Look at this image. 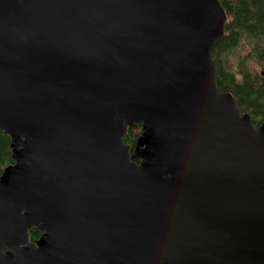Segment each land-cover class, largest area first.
<instances>
[{
    "label": "water",
    "instance_id": "95a60500",
    "mask_svg": "<svg viewBox=\"0 0 264 264\" xmlns=\"http://www.w3.org/2000/svg\"><path fill=\"white\" fill-rule=\"evenodd\" d=\"M226 21L219 0H0V264H264V120L217 88Z\"/></svg>",
    "mask_w": 264,
    "mask_h": 264
},
{
    "label": "trees",
    "instance_id": "16d2710c",
    "mask_svg": "<svg viewBox=\"0 0 264 264\" xmlns=\"http://www.w3.org/2000/svg\"><path fill=\"white\" fill-rule=\"evenodd\" d=\"M227 15L224 36L214 45L211 57L216 64V84L222 92H230L242 113H248L258 128L264 120V0H219ZM246 44V59L261 68L255 72L244 60L238 71L229 69L228 56ZM141 132V125L128 129L123 141L131 149ZM9 138L0 132V165L12 164ZM138 163V160H135ZM39 233H30L31 241Z\"/></svg>",
    "mask_w": 264,
    "mask_h": 264
},
{
    "label": "rangeland",
    "instance_id": "374dc122",
    "mask_svg": "<svg viewBox=\"0 0 264 264\" xmlns=\"http://www.w3.org/2000/svg\"><path fill=\"white\" fill-rule=\"evenodd\" d=\"M248 49V46L243 43L240 49L228 56L230 71H238V64L244 59L247 62V65L250 66L255 72L260 73L262 71L259 66L246 59L245 55L247 54Z\"/></svg>",
    "mask_w": 264,
    "mask_h": 264
},
{
    "label": "flooded vegetation",
    "instance_id": "af4514ba",
    "mask_svg": "<svg viewBox=\"0 0 264 264\" xmlns=\"http://www.w3.org/2000/svg\"><path fill=\"white\" fill-rule=\"evenodd\" d=\"M10 152H11V151H10ZM10 165H11V164H10ZM0 166H1V165H0ZM8 166H9V165H8ZM6 167H7V166H6ZM6 167H2V166H1V170H3V169L6 168ZM0 173H1V171H0ZM32 231H35V232L39 233V237H38V239H36L35 241H31V239H30V233H31ZM41 235H42L41 232H38V231H36L35 229H33V230H31V231L29 232V241L32 242V243H36V241L39 240V238H40Z\"/></svg>",
    "mask_w": 264,
    "mask_h": 264
}]
</instances>
